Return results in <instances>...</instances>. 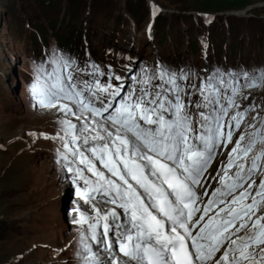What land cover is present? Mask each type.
Segmentation results:
<instances>
[{
	"label": "rangeland",
	"instance_id": "1",
	"mask_svg": "<svg viewBox=\"0 0 264 264\" xmlns=\"http://www.w3.org/2000/svg\"><path fill=\"white\" fill-rule=\"evenodd\" d=\"M190 22L186 28L184 24ZM209 24L214 33H208ZM181 25L184 28L177 29ZM78 30L81 40L76 35ZM78 40L85 53H69L78 50ZM215 40L221 43V54L217 52V57L210 58L206 46L210 41L214 45ZM54 55L80 63L71 69L73 83L80 89L85 87V81L88 85L97 80L101 85L110 82L114 87L123 85L122 96L133 90L139 96L140 89L146 86L153 93L165 87L158 78L160 69L176 74L197 135L201 109L190 100L192 94L198 93L194 86L209 77L235 79L240 89L235 97L238 107L229 111L226 121H221L231 123L232 143L225 139L217 144L206 172L212 169L216 173L213 183H218V189L227 171L229 179L219 188L222 192L228 191L225 184L232 183L237 171L250 175L242 187L233 189L232 195L221 197L226 203L242 192L249 195L233 206L245 202L250 206L259 198L256 193L264 181V161L258 162V171L249 173V169L252 158L264 151V144L257 143L247 157L232 149L241 135L245 136L242 147L247 146L251 134L264 125V86L247 87L244 80V74L252 78L264 73V0H0V264H86L89 253L85 245L100 264L122 258L129 261L120 252V241L125 239L122 229L131 227L130 213L124 216V209L106 202L109 198L102 193H88L87 198L78 195V191L87 192L91 186L85 184V179L94 182L96 177L78 163V157L72 163L60 158L64 152L58 138L64 135L60 121L68 119L78 129L82 122L71 114L65 116L58 108L41 107L32 93L34 85L52 83L40 69L43 66L51 74ZM181 74L186 81L179 79ZM117 76L121 79L117 80ZM149 78L150 84L145 85ZM97 95L103 98L107 94ZM227 95H231L230 90ZM119 99L115 98L114 107ZM69 106L77 107L74 103ZM237 111L246 113L239 130L231 121ZM228 131L225 127V136ZM89 143H93L91 139ZM85 155L99 170L104 169L90 151ZM230 156L233 167L228 168ZM69 161H73L70 154ZM241 164L245 165L243 170ZM68 167H79L84 179L69 172ZM105 175L114 179L108 171ZM199 184L198 189L204 191V183L203 187L202 182ZM208 190L207 186L206 193ZM207 196L209 199L212 193ZM98 204L108 209L97 208ZM113 210L118 214L115 219L109 214ZM98 213L100 217L109 214L108 220L98 219ZM81 214L87 220L83 225L76 222ZM260 215H264V205H258L250 223ZM89 224H96V239H92ZM246 230L251 234V228ZM114 235L119 236L118 241Z\"/></svg>",
	"mask_w": 264,
	"mask_h": 264
},
{
	"label": "snow or ice",
	"instance_id": "2",
	"mask_svg": "<svg viewBox=\"0 0 264 264\" xmlns=\"http://www.w3.org/2000/svg\"><path fill=\"white\" fill-rule=\"evenodd\" d=\"M50 63L54 66L51 74L47 73L43 66L40 71L44 72L47 80L52 83L34 85L32 93L37 97L41 107L58 108L65 113V116L71 114L82 122L78 129L77 125L68 119L60 121L64 133L63 136L58 137L64 149L60 158L72 163L78 157V163L85 165L96 177L94 182L85 179V184L91 186L87 192L78 191V195L87 198L88 193L97 195L102 193L109 198L106 202L124 209L126 214L130 213L129 222L134 233L126 229L123 234L125 239L120 241V252L129 261L135 264H196L197 261L199 264H209V262L264 264V248H260L258 252L249 250L253 245L257 247L264 245V215L258 216L250 223L251 214L258 210V205H264V181L260 182V191L256 193L260 197L259 200H253L250 206L236 211L222 210L230 212V219L223 222H218L215 218L209 219L199 228V234L195 236L192 227L189 226L190 222L195 227L200 220H203L201 216L193 222L194 212L200 210L193 208L196 200L199 199L194 186L199 185L203 172L209 167L217 144L223 143L225 139L228 143H232L231 123L224 124L221 121H226L229 111L238 107L235 97L240 89L235 86L236 81L230 78L225 82L221 76L213 82V78L209 77L200 85L203 103H197L196 108H210V111L199 112L200 130L197 135L193 118L186 111L189 105L182 100L181 86L178 83V76L174 73L160 69L158 78L165 87H160L155 93L146 86L140 89L139 96L135 95V90L130 91L127 96H122L123 85L114 87L110 82L101 85L97 80L92 85H88L85 81V87L80 89L73 83L71 73L73 61L54 55ZM93 67L96 68L94 65ZM65 70H67L66 76ZM53 77L56 79L53 80ZM116 79L121 78L117 76ZM179 79L186 81L187 77L181 74ZM244 80L247 87L264 86V73L252 78L244 74ZM150 82L151 78L145 80L144 84L149 85ZM229 89L230 96L227 95ZM85 92L90 95L86 96ZM97 93L107 95L101 98ZM91 97H95V100ZM116 97L120 99L118 106L114 107ZM222 101H226V104ZM72 103L77 106L75 109L69 106ZM245 115L246 113L237 111L231 116V121H235L237 130ZM225 127L229 129L226 136ZM89 139L92 144L89 143ZM197 140L199 143H196ZM244 140L245 136L241 135L232 149L233 153H238L241 157H247L257 143L264 144V125L259 131L253 132L247 146L242 147ZM86 151H90L92 157L98 160L115 179H109L99 170L93 160L85 155ZM69 154L73 157V161H69ZM261 161H264V151L252 158L249 173L258 171V162ZM231 167L233 161L230 156L228 168ZM239 167L243 170L245 165L241 164ZM68 171H74L84 179L79 167L75 169L68 167ZM250 178V175L246 177L242 175V171H237L232 183L225 184L228 191L222 192L218 188L213 195L219 194L221 197L232 195L233 189L242 187ZM228 179L225 170L222 183ZM133 181L135 183H132ZM165 185L167 188L164 187ZM251 186L250 184L249 188ZM167 189H171V193ZM172 195L175 196L174 200L171 198ZM247 195L248 192H242L231 203L243 202ZM223 202L215 199L209 201L208 207L203 209L204 216L208 215L213 203ZM109 214L114 219L118 216L114 210ZM109 214L100 217L98 213V219L107 221ZM160 216L163 219H160ZM237 221H240L239 227L235 232L230 231L236 226ZM76 222L83 225L87 220L81 214ZM168 222H171L170 233L166 227ZM88 226L92 230V239H96V224ZM249 228L252 230L250 235L247 232L243 236L239 235L242 230ZM108 230L109 224L106 222L105 236ZM232 237L237 238L232 239ZM84 238L82 234V241ZM189 239H191V248L195 249L194 253L189 250ZM226 243V250L216 258L215 254L225 247ZM108 247L111 249V244ZM85 250L89 253L85 258L86 264H100L87 245ZM112 264H120V262L113 261ZM124 264H128V261Z\"/></svg>",
	"mask_w": 264,
	"mask_h": 264
},
{
	"label": "bare ground",
	"instance_id": "3",
	"mask_svg": "<svg viewBox=\"0 0 264 264\" xmlns=\"http://www.w3.org/2000/svg\"><path fill=\"white\" fill-rule=\"evenodd\" d=\"M153 15L155 16L156 15V13L154 12L153 13ZM211 23H213V21L211 22ZM210 23V24H211ZM210 24H209V26H210ZM85 53V52H84ZM152 179H155L154 177H152ZM207 181H208V179L206 180V183H207ZM132 183H135L134 181L132 182ZM199 186H200V184L198 185V186H194V189H195V192L196 193H198L199 194V200H200V198H205V201H203V202H205V203H207V201L208 200H210V198L212 199V197H210L209 199L206 197L207 195V193H206V190H207V185L204 183V191H201V189H198L199 188ZM165 188H167L166 187V185L164 186ZM201 187H203V183L201 184ZM210 188V187H209ZM142 191V190H141ZM211 193V189H210V192H209V194ZM199 202V201H198ZM78 204V203H77ZM206 207H208V205H205ZM103 208V209H108V208H106V206H104V205H100V204H98L97 205V208ZM212 210L214 211V213L212 212ZM209 213L211 214V215H208V217H206V218H204L203 217V220H200L199 221V223H198V225L197 226H195L194 227V229L196 230L195 231V235H197L198 234V232H199V228L201 227L200 226V222H204L205 224L208 222V220L209 219H212V218H215L216 219V221H218V222H221V220H222V213H221V211H220V209H219V207H217V208H212V207H210L209 208ZM203 209H202V212H201V214H200V216L199 217H201V216H203ZM208 218V219H207ZM125 225H130L129 223H127V222H125ZM237 228H238V226H237ZM237 228H235V229H233V232H235L236 231V229ZM128 230V231H133L134 232V229H132L131 227H124L123 229H122V232L124 233L125 232V230ZM130 229V230H129ZM117 233H119V231L117 232ZM243 233V230L239 233V235H241ZM194 235V236H195ZM225 235H227V233H225ZM114 238L115 239H117V241L119 240V236H117V235H114ZM232 238H234V237H232ZM226 247H227V243L225 244V247H222L221 249H220V251L219 252H217L215 255H219V254H222L225 250H226ZM195 250V249H194ZM122 254V253H121ZM221 256V255H220ZM122 261V262H121ZM121 261H119L120 262V264H124V262L125 261H127V260H125V259H121ZM128 264H135V262H130V261H128ZM210 264H212V263H210Z\"/></svg>",
	"mask_w": 264,
	"mask_h": 264
},
{
	"label": "trees",
	"instance_id": "4",
	"mask_svg": "<svg viewBox=\"0 0 264 264\" xmlns=\"http://www.w3.org/2000/svg\"><path fill=\"white\" fill-rule=\"evenodd\" d=\"M192 24V22H190L189 24L188 23H185L184 25H185V27L186 28H188V27H190V25ZM67 25H68V23H67ZM210 28H208V33L209 34H211V33H214L213 32V27H211V26H209ZM72 28V26L70 27V29ZM184 27H183V25H181V27H177V29H183ZM66 29H68V28H66ZM216 31V30H215ZM217 32V31H216ZM80 32H79V30L77 31V34L76 35H80L79 34ZM81 36L82 35H80V40H81ZM44 37V36H43ZM42 37V38H43ZM77 39H75V41H76ZM43 42L45 43L46 41L45 40H43ZM79 42V40L77 41V43ZM216 40L214 41V45H213V43H211V41H210V43L209 44H207V48H206V50H209V55H211L210 56V58H213V57H215L216 55H215V53H217L218 52V54L220 53L221 54V52H220V42H219V40L216 42ZM76 43V44H77ZM65 47V46H64ZM75 47V46H74ZM77 47H78V50H72V51H70L69 53H73L74 55H81L83 52H85V50H84V46L82 45V44H80V43H78V45H77ZM67 49V48H66ZM197 51H199L198 49H197ZM196 51V52H197ZM195 51H192V53L194 54V53H196ZM217 57V56H216ZM215 66H217V65H215ZM217 68H221V66L220 67H217Z\"/></svg>",
	"mask_w": 264,
	"mask_h": 264
},
{
	"label": "water",
	"instance_id": "5",
	"mask_svg": "<svg viewBox=\"0 0 264 264\" xmlns=\"http://www.w3.org/2000/svg\"><path fill=\"white\" fill-rule=\"evenodd\" d=\"M151 5H153V4H151ZM153 7H155V6L153 5Z\"/></svg>",
	"mask_w": 264,
	"mask_h": 264
}]
</instances>
